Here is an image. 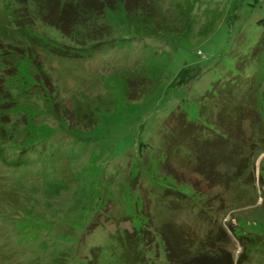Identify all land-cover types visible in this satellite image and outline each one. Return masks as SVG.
<instances>
[{
	"label": "rangeland",
	"instance_id": "obj_1",
	"mask_svg": "<svg viewBox=\"0 0 264 264\" xmlns=\"http://www.w3.org/2000/svg\"><path fill=\"white\" fill-rule=\"evenodd\" d=\"M70 1L0 0V264H264V0Z\"/></svg>",
	"mask_w": 264,
	"mask_h": 264
},
{
	"label": "trees",
	"instance_id": "obj_2",
	"mask_svg": "<svg viewBox=\"0 0 264 264\" xmlns=\"http://www.w3.org/2000/svg\"><path fill=\"white\" fill-rule=\"evenodd\" d=\"M101 1L108 8V10L110 8H112V7L114 8L116 6V4L114 3V1L111 4L110 3H107L106 4V3L103 2V0H101ZM68 2L72 3V1H70V0H20V3L22 4V6L25 7V10L26 11H29L27 9H30L32 11H36V13H31V11H30V13L28 14L31 19H35V20L36 19L38 20L40 18L42 19V17H45L46 16V13L48 12L46 6H50V5L53 6V8H50L52 12L54 11V7H55V11H56V9H58L57 13H60L59 15H61V13H65V11H67L66 10V6H67L66 4ZM90 2L92 3L91 0H89L88 3L90 5H92ZM73 3L75 4V7L79 8V10H82L80 12V13H82V16H85L86 17V15L93 14L92 11L90 10V8L87 9V7L85 5H81L80 4V0H73ZM62 4H65L64 8H62ZM79 10H76V11L78 12ZM76 17L77 16H75V18ZM102 29L103 28L101 27L98 30H102ZM109 30L110 31L105 32L103 34H100V35L97 34L96 35V39L98 37H101V38H104V36L105 37L107 36V37L105 39H103L102 41H99L100 39L96 40V42H95L96 44L95 45H92L89 49H95V48H97L98 45L103 46V43H109V41H113L115 38H114V35L111 34V32H113L114 30H112V29H109ZM120 39H122L123 41L124 40L126 41L127 40V37H125V39L124 38H120ZM168 142H169V146L176 144V143H174V140H172V141L168 140ZM187 153H188V151H187ZM195 153L196 152H193L192 154H195ZM239 167H241L240 166V163H239ZM240 171L243 172V169H241ZM160 184H162V183H160ZM174 189L175 188L169 187L168 188V191H169L168 193H162V192L161 193L160 192L158 193V195H160L161 200H162V204H159L160 206L158 204L156 205L159 208L158 209L159 211H161L162 213L166 214V210H168L169 208H172V210H174V212H177L178 211L177 209L180 207V206H177V205L185 204V205L190 206V208H192L193 210H196V208L197 209L199 208L200 211L203 210V212H204L203 214L206 213L210 217H213L214 216L212 214L213 212H211L210 209L205 205L206 202H207V199L206 198H208L207 196L205 198L200 193H196V192L193 193V191H190V192H186V191H182L181 192L180 191V193L177 195L176 193H172V192L175 191ZM174 203H177V204H174ZM169 227L162 228V233H159V234H156L155 232L153 233L150 227L149 228H143L141 230V232H139V234H137V232H133V235H134L133 238H138V240H141L140 237H142V239L150 240L151 239V235L150 234H153L154 236L155 235H158L159 237H161V236H164V237L167 236V237H169V234H168V228ZM172 231H173V229L171 228V230L169 231V233L170 232L172 233ZM138 235H139V237H138ZM219 237H220V235H219ZM215 253H216V255H213ZM219 253H220V255L223 258H226L227 257L230 260V258H231L230 255H228L224 251H217V252L209 253L210 254V255L208 254L209 255L208 256L209 259H207L206 261H204V264H220L221 259L219 257L220 255H218ZM213 256H216L217 261L219 263L216 262V261H214L213 259H211Z\"/></svg>",
	"mask_w": 264,
	"mask_h": 264
}]
</instances>
